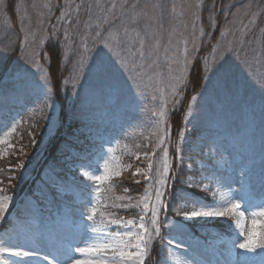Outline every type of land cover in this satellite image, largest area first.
<instances>
[{"label": "rangeland", "instance_id": "1", "mask_svg": "<svg viewBox=\"0 0 264 264\" xmlns=\"http://www.w3.org/2000/svg\"><path fill=\"white\" fill-rule=\"evenodd\" d=\"M5 2L7 8L0 13V49L8 51L0 59V97L21 91L32 104L28 110L11 107L7 112L0 108V138L12 124L17 126L10 138L15 148L0 144V188L4 189L0 196L10 197L8 210L0 220V247L23 245L25 250L39 251L41 257L51 253L49 260L63 257L70 246H84L75 242L86 223L82 213L92 206L89 201L96 204L98 219L100 213L106 219L124 220L143 214L138 207L125 209L119 205H136L145 195L152 196V186L143 176L134 177L142 184L135 191L127 185L133 182L131 173L137 167L146 171L144 157L141 155L137 161L134 154L155 149V156L150 157L153 169L149 175L159 178L168 166L170 187L173 181L184 185L190 178L214 176L225 198L230 188L231 197L241 203L231 220L185 221L162 210L159 236L149 245V251L153 245L160 249V264H264V245L239 247L254 227L258 239L264 234V215L259 214L264 203V90L260 87L264 84V0ZM14 6H18L17 10ZM97 32L101 33L99 37ZM103 41H108L109 46L105 47ZM48 44L61 48L67 69L68 82L64 83V79L61 83L60 95L79 100L78 111L71 109L76 112V125L71 126L76 154L58 162L50 161L41 173L42 182L38 184L42 185L22 191L23 184L45 160L43 152H33L46 145L45 140L54 136L61 125L54 95L46 96L40 90L37 77L42 73L28 63L35 61L46 71L42 62L48 61ZM101 57L114 68L111 77L103 81L91 71ZM78 60L84 65L79 74L73 71ZM198 65L203 78L200 87L194 88L192 73L198 71ZM221 65L227 70L223 78L217 74ZM248 84L252 85L250 89H244ZM173 87L179 92L175 97L177 103H173ZM152 96L157 100L152 101ZM161 97L168 101L166 117L164 121L150 119L147 109H159ZM44 101L36 111V102ZM46 103L51 107L43 113ZM180 112L181 128L173 131V118ZM36 116L46 117L38 137L27 128ZM165 136L161 147L159 141ZM177 147L179 152L175 151ZM3 159L6 161L1 163ZM105 161L111 171L128 176L126 182L121 176L101 184L97 203L93 195L95 182L83 173L103 174ZM21 162L23 167L17 168ZM66 178L89 184L83 202L86 209H73L76 217L68 215L73 202L63 198L55 183ZM13 180L17 181L14 189ZM43 185L61 194L60 205L53 210L55 215H61L45 210ZM213 185L216 186L215 181ZM192 192L212 203L210 193H198L195 189ZM128 196L131 201L126 199ZM197 209L190 206L188 211ZM177 222L183 224L182 230L174 227ZM216 223L225 227L217 233L219 237L206 231ZM110 228L113 236L128 230L119 225ZM73 255L80 258L78 253ZM17 259L0 253V264H11ZM26 260L27 264H48L42 258Z\"/></svg>", "mask_w": 264, "mask_h": 264}, {"label": "snow or ice", "instance_id": "2", "mask_svg": "<svg viewBox=\"0 0 264 264\" xmlns=\"http://www.w3.org/2000/svg\"><path fill=\"white\" fill-rule=\"evenodd\" d=\"M18 6H14V10H17ZM116 5L113 4L112 8H115ZM7 8V3L5 0H0V13H2ZM64 15H67L66 13ZM107 22V21H105ZM127 32V30H125ZM96 35L99 37L100 32H97ZM27 39V38H26ZM104 46L108 47L109 42L103 41ZM8 51V49H0V59H3V53ZM52 55L60 56L58 51H53L50 53ZM142 56L143 53H140ZM33 67L37 69L38 72L42 73L37 77L38 87L41 91L44 92L46 96L52 94V89L49 88V73L45 71L42 66L35 61H28ZM122 66H123V62ZM84 65L81 61H77L76 65L73 68V71L79 72L83 69ZM91 71L94 75L100 80H106L111 77L113 74L114 68L109 61H106L102 57L98 62L94 63ZM227 70L221 65L217 69V74L221 75L222 78L226 76ZM180 78H177V83ZM68 80L65 79L64 83H67ZM260 87L264 90V84H261ZM176 96H179V92L173 87V103L178 101L175 99ZM152 101H156L157 97L152 96ZM195 100V97H193ZM47 107L51 105L46 103ZM168 101L166 98L161 97V103L159 109L150 108L147 111L150 114V119H158L159 121H164L167 113ZM17 131L16 124H12L7 132L4 133L3 138H0V144H7L8 149H14V143L10 142V138L13 133ZM167 136L160 139L159 144L162 147L165 144ZM180 140H183V137H180ZM139 147V146H137ZM148 147V145H145ZM7 150V149H6ZM5 150V151H6ZM19 151L23 153V148H20ZM109 152L112 150L109 149ZM155 149H152L151 152L144 151L142 153L134 154L137 161H140L141 155L146 161V171L142 172L140 168H136L134 172L131 173L133 178V183L139 184L140 181L134 179L135 176H143L145 180L149 182L152 186V196L145 195L141 198L140 202L136 205L122 204L119 207L127 209L130 206L138 207L140 212L143 213L138 215L136 218L124 220L120 219H106L104 213H100V218H97L98 208L96 204L89 201L92 206L82 213L86 223L84 224L83 231L79 239L75 242L76 244H82L84 246H70L66 252L63 254V257L56 256L49 260V256L44 255L41 257V253L36 250H25L23 245H15L14 247H0V253H6L9 256L18 258L16 261H12L11 264H27L26 258H42L43 261L48 262V264H145L146 260L150 256L149 245L155 237L159 236L161 229L160 213L162 210L168 208V204L165 202L166 199L171 200L179 205L175 214L177 216L183 217L185 221L192 220L195 218H231L237 214V211L241 208V203L235 198L231 197V189H228L227 197L225 193L220 192L219 181L216 180L214 176L200 175L198 178H190L184 182L182 188L175 189L174 187L169 186V180L171 179L169 173L171 169L168 166H165L160 172L159 178L149 175L153 169V161L150 158L155 156ZM175 151L179 152L180 149L177 147ZM167 155V152H165ZM180 162L183 164V156H180ZM17 168L23 167V162L16 165ZM129 169L132 168V165L127 166ZM190 168L191 165H188ZM90 180L94 181L93 185V195L97 203H99V193L101 191L100 185L105 181H110L114 177L119 178L122 176L121 171H111L108 168L107 161L104 163L103 174L89 176L88 173H83ZM207 180L208 183L204 181ZM215 181V185H213ZM3 182L0 181V184ZM175 185V181H173ZM195 189L198 193H210L212 197V203L208 204L205 200L198 198L193 194L192 190ZM4 189L0 188V192H3ZM125 192L128 189L124 190ZM217 195L220 196V199L217 200ZM127 200L131 201L132 197H126ZM10 197L4 195L0 196V220L3 219L4 214L7 212L9 207ZM192 207V211H182L184 208ZM264 215V203L260 206V213ZM240 216H243V212H239ZM255 215V213H254ZM91 222V223H87ZM255 220L253 224L255 225ZM239 226L240 222L237 221ZM119 225L123 228H127V231H120L113 236L110 226ZM174 227L178 230L183 229V224L177 222ZM175 238H173L174 240ZM264 245V234L260 235L258 239V233L253 228V231L247 235V239L244 243H241L239 247L241 248H250L255 244ZM173 241H169V245H172ZM177 248L180 247L179 244L175 245ZM74 253L80 254V258H77Z\"/></svg>", "mask_w": 264, "mask_h": 264}, {"label": "trees", "instance_id": "3", "mask_svg": "<svg viewBox=\"0 0 264 264\" xmlns=\"http://www.w3.org/2000/svg\"><path fill=\"white\" fill-rule=\"evenodd\" d=\"M53 51H58L60 53V56L57 57L56 55H52L50 57V53ZM46 54H48V61H43L42 64H44L46 71L49 73V82H50V87L52 89V94L54 95V102L57 105L58 111H59V118L61 121V125L58 126V129L56 131V134L54 136H52L48 141L47 139L45 140L44 146H38L37 150H35L33 153V155H35L38 152H43L44 155V161H43V166L38 169V171H35L33 173L36 174V177L33 178L31 180V183L29 184V181H26L23 185H24V190H33L36 189V186H40L42 184H38L39 182H42L41 180V173L44 171L45 166L48 165V163L51 161L54 162H58L59 159L61 157H64L65 155H70L73 156L75 155V151H73V147L75 144H73V139L71 138L72 134H71V128L76 125V121H75V116H76V112H71L76 110L78 111L79 107V100L78 99H73L70 100L69 95L67 96H62L60 95V86L61 83L64 81V79H66L68 77L67 74V69H66V65H64V63L62 62V51L61 48L58 47L57 45L55 46L54 44H48L46 51ZM198 71L197 72H193L192 73V81L194 83V88H196V86L201 85L200 83V78H203L202 75V69L199 67L198 65ZM239 87L241 86L240 84L238 85ZM252 85L248 84L245 85L244 89L249 90L250 87ZM237 87V85H236ZM249 87V88H248ZM21 92V91H20ZM19 91L16 93H12V94H8L5 98H1L0 97V106L5 109L7 112L10 111L11 107H14L15 109L17 108H24L27 109L29 108V106L32 104V102H30V99H27L24 96L21 95ZM58 94L60 96H58ZM56 95V96H55ZM45 101L42 102H36L35 105V110L38 111L40 110L42 107L41 105H44ZM200 106V105H199ZM202 106H204V104H202ZM201 107V106H200ZM43 113L46 112L47 106L45 105V107H43ZM28 110V109H27ZM32 113V112H31ZM180 113H176L172 124H173V131H179V129L181 128V121L182 118L180 117ZM46 117L44 116H36L35 118H32L27 125L28 129H31L34 136L38 137V132L43 129V121L45 120ZM72 126V127H71ZM191 139H193V135L190 137ZM47 142V143H46ZM43 147V148H42ZM42 149V150H41ZM41 150V151H40ZM32 153V151H31ZM34 158V157H33ZM6 160H2V162H4ZM173 164H175V162H173ZM177 164L174 165V167L176 168ZM127 173L124 174L120 179H123L125 182L127 181L126 177H127ZM119 179V180H120ZM13 189L14 187H16L17 185V181L13 180ZM62 183V187L65 191V195L68 196L70 199H73L74 201H80L82 199L83 196H85L87 189V185L84 184L82 182V180L75 178V179H69L66 181H61ZM142 184H134L133 182H128V187L130 188H135L140 187ZM7 187V186H6ZM12 187L10 186L9 188L12 189ZM43 194L44 197L47 198V200H49L50 202H48L49 204L52 203H56V199H60L61 195L56 193V192H52V190H49V187L46 185H43ZM171 187H174L175 189H179L182 188L183 185H180L177 181H175V185H173V182L171 183ZM12 189V190H13ZM21 187H20V191H21ZM22 190V191H24ZM20 191L18 193H20ZM12 192V191H10ZM197 193V192H196ZM198 194V193H197ZM55 195V197H54ZM167 204H168V209H166V213L169 214H175L177 208L179 207V205L171 200L167 199ZM188 211V208H184L182 209V211ZM210 228H206V231L208 232V234H212L213 236H217L219 237L220 235H217V233H221L224 231L223 225L216 223L215 225H210L208 226ZM193 230L197 233L200 234V232L198 231V229L196 227H193ZM223 238V237H220ZM150 256L149 259L147 261L146 264H160L161 262V251L159 250V248H157L156 245L152 246V249L150 250Z\"/></svg>", "mask_w": 264, "mask_h": 264}]
</instances>
